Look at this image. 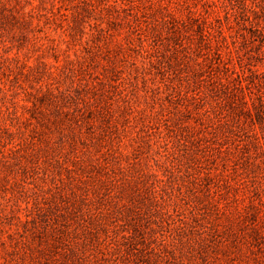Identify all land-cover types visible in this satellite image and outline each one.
<instances>
[{
    "label": "rangeland",
    "instance_id": "1",
    "mask_svg": "<svg viewBox=\"0 0 264 264\" xmlns=\"http://www.w3.org/2000/svg\"><path fill=\"white\" fill-rule=\"evenodd\" d=\"M0 264H264V0H0Z\"/></svg>",
    "mask_w": 264,
    "mask_h": 264
}]
</instances>
